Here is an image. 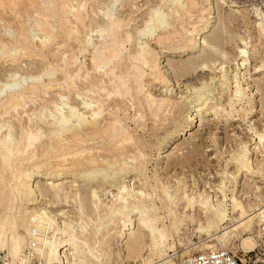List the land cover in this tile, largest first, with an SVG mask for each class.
Instances as JSON below:
<instances>
[{
  "label": "bare ground",
  "instance_id": "obj_1",
  "mask_svg": "<svg viewBox=\"0 0 264 264\" xmlns=\"http://www.w3.org/2000/svg\"><path fill=\"white\" fill-rule=\"evenodd\" d=\"M210 2L204 7L202 0H158L132 27L130 12L121 15L117 9L131 7L135 0H0V64L9 66L0 76L1 264H31V252L40 264H183L195 247L179 234L188 223L205 236L200 244L207 249L201 252L229 250L225 245L231 237H238L244 253L263 242L258 226L264 211V123L255 124V116L264 111V94L252 75L264 74V51L251 70L250 46L240 39L231 78L222 62L216 67L218 59L226 58V39L223 28L211 32L209 40L201 38L212 18L205 17ZM253 10L264 37V11ZM163 48L180 53L200 48L191 70L216 67L222 90L230 87L228 111L210 102V92L185 101L187 121L162 140L167 146L217 109L241 119L249 114L251 143L237 144L210 194L193 193L180 178L173 184L163 181L157 174L160 162L148 175L146 156L134 137L137 130H146V114L156 124L182 111L160 66L157 49ZM23 60L33 67L23 69ZM185 70L177 66L174 73ZM155 85L164 89L161 96L151 92ZM118 98L122 106L115 102ZM131 100L137 109L129 117L124 101ZM93 141L112 159L101 158ZM164 153L158 151L157 158ZM42 175L45 183L34 181ZM68 176L89 186L81 190L74 182L73 190H64L65 182L58 181ZM244 185L251 193L242 196ZM210 237L221 247L207 244ZM177 243L183 248L171 261L169 252Z\"/></svg>",
  "mask_w": 264,
  "mask_h": 264
},
{
  "label": "rangeland",
  "instance_id": "obj_2",
  "mask_svg": "<svg viewBox=\"0 0 264 264\" xmlns=\"http://www.w3.org/2000/svg\"><path fill=\"white\" fill-rule=\"evenodd\" d=\"M157 1L158 0H135V4L131 5L132 10L131 7H128L126 5L123 8L118 7L117 13H121V15H127V13L130 12V17L132 19L131 25L132 27H136L139 26L141 20L144 19L146 12H148L149 9ZM208 1L202 0V5L204 7L209 6V4L207 3ZM210 1V14H205V17L211 16L212 18L209 19V24L207 27L208 30L201 34V38L209 40L211 36L210 34H212L218 28H223V36H225L226 39V42L223 46V51L225 52L226 58L218 59L215 62V66L217 65L216 67H219L218 64L222 62L225 66L226 74H228V77L231 78V74L235 70L234 63L237 59L236 47L241 46L240 39L245 40L247 42V45L250 46L248 47L249 69L252 70L254 66H258L261 62V58L264 51V37L259 33L257 27L254 24L256 17L253 14V8L254 6H256L260 8L261 11H264V0ZM135 6L140 7V9L138 11H135ZM168 20L170 21L171 19L169 18ZM212 28L214 30H212ZM200 48H198V50H194L193 52H189L186 50L183 53L175 51L170 52V50L164 48L157 49L161 52L160 66H162V69L165 71V74L168 75L171 80L169 86V89L172 88L170 95L173 99H175V101L183 105L182 111L181 113L169 114L166 116V119L163 123L158 122L156 124L153 123L152 117L146 114L145 121L147 122L144 121L147 124V126L145 127L146 130L143 131L144 133L142 131L137 130L134 133V137L136 138V140L138 139L137 142L139 145H141L142 150L146 156L144 160V167L148 175H151L155 172L156 163L160 162L161 168L157 169V174L158 177H160V179H162L163 181H168L170 184H173L174 178H180L183 182H185L186 185L190 184V186H188L187 188L191 189L190 191H192L193 193H195L196 191L198 192V190L200 189L201 191L203 190V192L210 194V191L215 189V184L220 179L217 176V173L225 167L226 160L229 158L230 154L233 153V151L236 149V146L240 141H246V143L248 144L249 142L251 143L250 140H252V132L249 131L250 118L247 116L249 114H246L244 116L245 118L241 119L237 118V116L229 112L225 115L221 111V109H217L215 111L216 113L204 116L201 118L200 121L197 119L195 122V126H193L192 129L187 132V134L182 135L179 138L175 137L173 144H169L170 146H167L164 143L173 135L172 133L174 129H177L179 125H183L186 123L187 109H185V107L187 106V104L185 105L184 103H186L187 100H192L195 94L201 93L203 96H206L210 92V97H212L210 102L214 104L220 103L222 104V107H225V110L228 111L226 102L229 97L230 87L229 89L225 88L222 90L218 80L220 72H217V68H212L213 70H209L206 72H196L191 70V61L197 59L199 53L198 51L200 50ZM199 54H201V52ZM193 55H196V58ZM78 57L79 59H82L80 55ZM84 58L87 64L89 57L85 54ZM33 63L37 64L38 62L34 61ZM20 66L22 68L24 67L23 69H31L33 67L32 64H30L27 60H23ZM177 66H181L182 68L186 69L185 73H183L182 75H176L174 73V69ZM8 69V65L1 63L0 76L4 75ZM252 76L256 78L257 85L259 86L260 91L264 94V74L258 76V78L257 75ZM209 78L211 79V81ZM103 80L106 82L105 76H102V81ZM202 82H205V86L201 88V90L199 89L197 92L194 93L192 87H200ZM162 90L164 89L160 88L159 85H155L152 88L151 92L154 93L155 96H161L163 94ZM179 96H181V98H179ZM70 99L71 101L73 100L71 96ZM115 102L119 106H122L123 104V101H121L119 98L116 99ZM124 102L125 104H127V113L129 117H132L137 109L136 100H131L130 103L126 101ZM35 107L38 108L37 102ZM244 109L245 111L248 110V106H245V103ZM189 112L190 111H188V114ZM255 119V124L264 123V111H261L257 116H255ZM128 124L130 126L132 125L131 127L135 126L132 122H128ZM94 142L95 141L90 143ZM91 145L94 147V150L99 152L101 158H107L108 160L112 159L111 154L108 155V151H102V145H96L95 143ZM127 150H129V152L131 151V149L129 148H127ZM160 150H164L165 157L159 160L157 157L158 151ZM253 156L258 159L261 158L257 157V155L255 154ZM43 177V175L40 178L38 176L34 179V181H38L39 183H45L46 180L43 179ZM75 179L77 180L78 178L75 176H68L65 177V179L61 178V180H59L58 182H65L64 190H73L74 187L71 185L74 182H78L80 187H83V189L81 190H85L86 187L89 186L87 184L80 183L81 181H75ZM249 185L251 188L253 187V184ZM263 185L264 184H261L260 186ZM261 190L264 191V187H262ZM250 191V188L244 185L243 192L245 193L242 196L251 193ZM248 198L251 201L254 200L252 197ZM0 200L2 202V199ZM69 203L71 204V202ZM42 205L43 202H40L38 206ZM26 207L28 209H31L33 206L27 204ZM197 215L199 218H202L201 213L198 212ZM226 223L228 222L226 221ZM233 223L234 222L232 221V224ZM254 232H256L254 233V235L257 236V225L254 227ZM179 234L181 236V240L185 242L186 238L190 239L195 245V247L192 246L191 248H189L190 250L188 255L195 251L207 249L202 248L200 244L201 241L205 239V236L199 235L197 232L193 231L192 224L188 223L187 225L181 227V232ZM208 239L209 241H207L206 243L211 244L213 246L212 248L219 246L221 247L219 241H217L215 238L210 237ZM114 243L115 242L113 240L111 243V248L114 247ZM238 243V237H231V239H229V244L227 243L225 247L237 257L243 259L244 252L240 250V248L238 247ZM176 245L178 246L176 250L174 252H169V259L171 261H173L175 257H180V249L183 248L182 245H179L178 243ZM26 249L27 248L23 247V253L27 251ZM249 251L251 250H248L247 252ZM186 256L187 254L184 256V258ZM30 257H32L31 262L37 261V256L32 254V252L30 253ZM112 261L115 262V256L112 257ZM139 262L140 261L137 260L135 264H138ZM1 263L2 259L0 258V264ZM128 264L133 263L131 262Z\"/></svg>",
  "mask_w": 264,
  "mask_h": 264
},
{
  "label": "built area",
  "instance_id": "obj_3",
  "mask_svg": "<svg viewBox=\"0 0 264 264\" xmlns=\"http://www.w3.org/2000/svg\"><path fill=\"white\" fill-rule=\"evenodd\" d=\"M263 242L258 244L252 251L245 252L244 257L239 258L229 250L217 248L206 252L197 251L183 259V264H264V211L258 226ZM26 255L29 250L26 249ZM173 259V258H171ZM32 264H40L37 260ZM139 264V263H138Z\"/></svg>",
  "mask_w": 264,
  "mask_h": 264
},
{
  "label": "snow or ice",
  "instance_id": "obj_4",
  "mask_svg": "<svg viewBox=\"0 0 264 264\" xmlns=\"http://www.w3.org/2000/svg\"><path fill=\"white\" fill-rule=\"evenodd\" d=\"M241 54H242V55H245L246 53H244V52H243V50H242ZM62 99H63V98H62ZM91 107L94 109L96 106H95V105H93V106H91ZM72 111L74 112V111H75V109H73ZM30 139H31V137H30Z\"/></svg>",
  "mask_w": 264,
  "mask_h": 264
}]
</instances>
